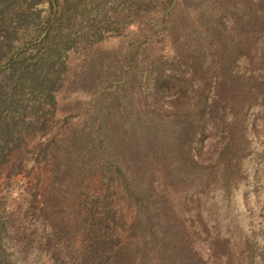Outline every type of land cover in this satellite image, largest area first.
<instances>
[{
  "label": "rangeland",
  "instance_id": "rangeland-1",
  "mask_svg": "<svg viewBox=\"0 0 264 264\" xmlns=\"http://www.w3.org/2000/svg\"><path fill=\"white\" fill-rule=\"evenodd\" d=\"M188 1H179L173 19L154 9L96 45L107 53L109 69L122 65L131 52L146 48L143 55L137 53L142 60L139 71L153 67L161 57L163 69L171 75L164 79L167 89L161 93L147 81L134 83L130 100L136 114L127 112L130 100L115 92L97 96L105 113H116L107 123L109 131L101 133L107 135V146L94 151L109 153L108 158L103 155L94 166L99 155L95 157L90 149L78 155L68 142L62 149L53 146L56 158H51V165L64 164L61 185L52 182L54 174L44 161H31L25 167L23 161L20 167L12 159L0 167V211L17 226L8 242L17 262L53 264L38 248L45 233L38 210L52 188L64 187L68 219L77 210L81 192L106 195L118 242L132 253L137 241L143 243L148 264H264V5L257 6V0H209L210 10L223 16L219 23L225 26L218 24V30L207 34L206 29H198V6ZM250 10L262 23L260 28L232 49L229 64L220 62L219 48L232 40L234 25ZM194 32H199L197 37ZM199 47L205 56L201 66L195 58ZM79 64L71 54L69 81ZM222 64L229 77H221ZM93 90L68 84L58 94V110L48 132L28 141V150L33 152L51 137L66 140L74 129L91 126ZM129 115L141 135L150 126L154 129L149 135L156 131L164 145L150 147L146 138L135 140L127 124L119 122V117L124 121ZM185 115L193 124L187 129L179 121ZM184 130L189 133L182 144ZM71 153L84 165L81 172L70 169ZM31 154L22 147L20 157ZM109 160L121 168L118 175L124 179L110 172ZM113 177L115 183L109 181ZM139 190L144 192L143 207L130 196ZM76 224L74 220L67 231L73 247L79 241Z\"/></svg>",
  "mask_w": 264,
  "mask_h": 264
},
{
  "label": "trees",
  "instance_id": "trees-1",
  "mask_svg": "<svg viewBox=\"0 0 264 264\" xmlns=\"http://www.w3.org/2000/svg\"><path fill=\"white\" fill-rule=\"evenodd\" d=\"M179 1L0 0V167L9 164L12 159L17 160L20 167L23 161V167L28 166L31 161L35 164L44 161L48 163L51 167L50 171L54 174L52 182L61 185L60 181L64 180L62 177L64 164L55 162L52 167L51 158H56V153H52L51 150L53 146L56 149H62L63 143L68 142L71 152L74 154L77 152L78 155L87 149H90L93 154L96 148L101 150L108 139L107 135L102 134L109 131L107 123L112 114V117L116 118V113H105L104 106L99 104V100L96 101L98 95L101 96L104 93L109 95L115 92L122 100L123 98L130 100L134 83L142 82V80L151 84L154 92L161 93L166 88L164 79L171 75L165 72L167 69H163L161 57L155 59L157 64L153 67L142 68L143 71H139L141 67L137 64H142V60L137 59V53L140 50L127 55L128 60L122 65H117L115 70L109 69V63L105 62L108 59L107 53L98 50L96 45L107 35H119L122 29L130 25L135 18L150 13L154 9L160 8V12L164 14L162 17L170 16L173 19ZM188 2L198 6L199 30L204 28L209 34L219 29L218 24L225 26L219 23L223 16H216L210 10L209 0H189ZM249 3H254V0H250ZM255 4L262 6L264 2L257 0ZM250 12L251 10L245 12V17L241 19L243 21L234 25L232 30H235V35L232 40L230 38L219 48L223 56L220 62L229 64L227 59H230L232 49L242 46L245 37L260 28L262 23ZM197 34L194 32L195 37ZM145 50L146 48L141 49L142 55ZM203 51L204 49L200 47L195 50V58L199 61V66L203 65L202 62L205 59ZM181 53L180 51L178 53L180 57ZM71 54L77 56L80 64L74 72L73 79L69 81L68 60ZM223 65L219 71L224 78L227 75V68ZM74 83L82 84L86 90L94 88L95 102L92 106L95 109L93 111L95 117L90 119L92 125L88 128L85 126L82 129H74L66 140L62 139L63 142L51 137L37 144L33 152L28 150V141L38 134L45 135L48 132L49 123L55 119L58 110V94L66 89L68 84L74 85ZM132 99L127 111L130 115L138 112ZM130 115L125 116L124 121L119 117V122L127 124L135 140L146 138L147 141L152 142L150 147L158 145L159 142L164 145L156 131H152V136L149 135L154 129L150 126V130L143 131L144 136L141 135L134 127V123L129 121ZM143 115L145 113H142ZM179 121L185 129L189 128L187 115ZM184 131L185 133L180 137L182 144L186 143L189 133L188 130ZM22 147L32 153L31 157L25 159L20 157ZM104 153L100 151L94 154L95 157L99 155V159L94 160V166L100 164L103 155L109 154ZM135 155L138 157L139 154ZM71 156L72 153L69 155L70 169L81 172L80 168L84 165L80 166L78 160H75L77 158L72 159ZM114 162L109 160L107 163L110 172H114L117 178L124 179V175H118L121 168ZM140 177L144 179L143 175ZM115 180L114 177L109 179L111 183H115ZM122 184L127 185L125 181ZM62 188L64 187L52 188L38 210L39 217L42 216L41 222L45 225L43 229L45 233L39 241L38 248L48 254L53 264L149 263L143 243L137 241L135 245L133 244L135 250L132 253L126 249L127 246L118 242L106 195H84L81 192L78 195L77 210L74 211L73 218L68 219ZM128 191L132 192L131 189ZM130 196L138 206L143 207V191L139 190ZM7 218L8 216L6 217L4 212L0 211V264H21L12 257L10 251L12 246L8 245L12 235L16 233L17 226L13 224L14 222H9ZM74 220L77 221L74 228L79 236L75 247L67 237L68 227H72Z\"/></svg>",
  "mask_w": 264,
  "mask_h": 264
}]
</instances>
